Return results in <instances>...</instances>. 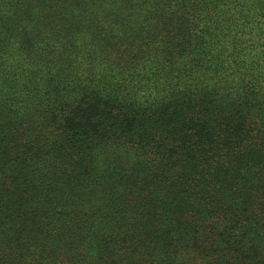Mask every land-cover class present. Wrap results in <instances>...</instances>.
<instances>
[{
	"label": "trees",
	"instance_id": "16d2710c",
	"mask_svg": "<svg viewBox=\"0 0 264 264\" xmlns=\"http://www.w3.org/2000/svg\"><path fill=\"white\" fill-rule=\"evenodd\" d=\"M0 264H264V0H0Z\"/></svg>",
	"mask_w": 264,
	"mask_h": 264
}]
</instances>
